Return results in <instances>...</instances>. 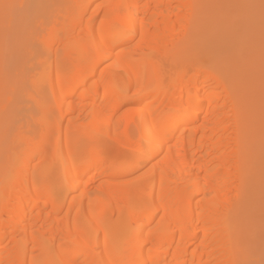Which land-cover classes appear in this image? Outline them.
Returning <instances> with one entry per match:
<instances>
[{
	"label": "bare ground",
	"instance_id": "bare-ground-1",
	"mask_svg": "<svg viewBox=\"0 0 264 264\" xmlns=\"http://www.w3.org/2000/svg\"><path fill=\"white\" fill-rule=\"evenodd\" d=\"M95 1H64L58 31L0 0V138L21 73L43 116L32 149L0 144V264H258L255 0Z\"/></svg>",
	"mask_w": 264,
	"mask_h": 264
},
{
	"label": "rangeland",
	"instance_id": "rangeland-1",
	"mask_svg": "<svg viewBox=\"0 0 264 264\" xmlns=\"http://www.w3.org/2000/svg\"><path fill=\"white\" fill-rule=\"evenodd\" d=\"M64 1L66 0H24L23 5H22V9L18 7V9H16V14L13 13V15H17L14 16V18L16 17L17 19H13L16 20L18 22L19 19V15H21V19L23 17H25V21L26 24L23 22V26L24 24L27 26L29 24L30 26V21H31V17L33 16V14L35 13L36 15H38L37 17V22L38 24H45L48 27H55V30H60L61 26L63 25V21L67 20L70 17V13L71 10L69 8H67V6H65L66 4L64 3ZM96 4L93 2L91 9L94 7V5H97L98 3L101 2V0H96L95 1ZM98 2V3H97ZM254 4L253 6L256 7L255 9L251 8L248 9L247 13H249V21L250 27H253V33L254 31L258 30V34L256 35L255 39L259 40L262 44V54L257 58L259 61H261V63L264 65V15H262L261 10L259 8L260 5V0H255L252 1ZM19 10V12H17ZM12 15V16H13ZM86 18L89 17V13L86 14ZM252 17V18H251ZM15 22H13L14 24H17ZM23 21V20H20ZM32 25V23H31ZM15 26V25H14ZM22 26V27H23ZM26 26L24 27L25 30ZM15 29H18V25L15 26ZM32 27V26H30ZM252 28V29H253ZM14 29V30H15ZM28 29V27L26 28ZM13 30V31H14ZM29 32H31L30 29H28ZM25 34H27L25 32ZM23 36V34H22ZM22 36H20V38H22ZM24 37V36H23ZM51 38V33L47 35L46 39L49 40ZM9 40V38H8ZM22 39H20L21 41ZM28 40V38H27ZM23 41L26 43V41ZM29 41V40H28ZM25 43H22L20 49L24 46L25 47ZM8 44V42H7ZM27 45V43H26ZM29 45V44H28ZM31 47L34 49L39 50V52L41 53L42 50L40 47L37 46V43L34 47V43H32ZM19 48H17V50H13L11 51V53H17L16 51H18ZM10 53V54H11ZM14 55V54H13ZM17 56V54H15ZM254 55V56H252ZM250 54V56L252 58H256L257 53L254 54ZM11 56V55H10ZM44 56V55H41ZM15 58V57H14ZM12 59V58H11ZM13 60V59H12ZM28 56H24L22 58L21 64L22 66L24 64H26L28 62ZM11 61V60H10ZM8 62H9V58H8ZM11 62H15V59ZM7 65V64H6ZM8 65H12L13 63ZM8 65L6 67H8ZM21 66V68H22ZM11 69V67H8ZM19 68V67H18ZM16 71L17 77L19 76V74L21 73L20 70ZM20 69V68H19ZM19 72V73H18ZM24 73V71H23ZM24 76H19L21 77L20 79H22V83L19 84L20 87H23L26 91H30V89L32 90V88L30 87V83L31 80L29 77L30 75H26L27 73H24ZM18 79V78H16ZM19 79V81H20ZM18 81V83H19ZM19 86L17 85V87L19 88ZM16 88V87H15ZM28 88V89H26ZM30 88V89H29ZM22 89V88H19ZM24 89L17 91V94L13 100L12 106L10 109L7 110V118H6V130L3 133L2 137L0 138V144H1V148L2 150L5 151H10L14 154H16L17 156H19L21 154V152L23 151V149H25V147H29V149H32L33 146L32 144L34 143V141L40 136V130L42 129V124H43V116L41 114V112L39 110H36L35 108L32 107V104L28 101V99L25 96L24 93ZM53 115L55 114V110L52 111ZM83 114L80 115L79 120H76V125H79L80 123H82L84 120ZM82 117V118H81ZM81 118V120H80ZM80 121V123L78 122ZM65 123H67V120L65 121ZM75 125V123H74ZM75 125V126H76ZM134 127L131 128V133H133ZM20 133V134H18ZM90 134V133H89ZM91 135V134H90ZM90 135H88L87 137H89ZM22 136H25L28 140L27 142H23L22 140ZM86 135H84V137H81L83 139L87 138ZM68 200V199H67ZM67 203V202H66ZM259 222V221H258ZM249 244V250H250V256L253 260H256L258 262V264H264V218L262 219V221L260 222L259 228L256 229L251 237V241H248Z\"/></svg>",
	"mask_w": 264,
	"mask_h": 264
},
{
	"label": "snow or ice",
	"instance_id": "snow-or-ice-1",
	"mask_svg": "<svg viewBox=\"0 0 264 264\" xmlns=\"http://www.w3.org/2000/svg\"><path fill=\"white\" fill-rule=\"evenodd\" d=\"M9 7H16L14 5H5V8H9ZM260 10L262 15H264V0H260ZM262 85H264V70H262Z\"/></svg>",
	"mask_w": 264,
	"mask_h": 264
}]
</instances>
